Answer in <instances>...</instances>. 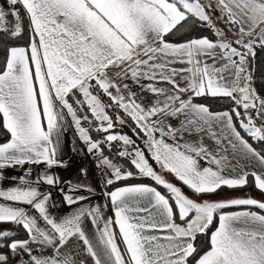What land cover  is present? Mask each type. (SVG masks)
Wrapping results in <instances>:
<instances>
[{
  "label": "snow or ice",
  "instance_id": "6c2138e0",
  "mask_svg": "<svg viewBox=\"0 0 264 264\" xmlns=\"http://www.w3.org/2000/svg\"><path fill=\"white\" fill-rule=\"evenodd\" d=\"M257 49L264 0H0V264H264V200L203 198L264 195Z\"/></svg>",
  "mask_w": 264,
  "mask_h": 264
},
{
  "label": "crops",
  "instance_id": "0c3cea01",
  "mask_svg": "<svg viewBox=\"0 0 264 264\" xmlns=\"http://www.w3.org/2000/svg\"><path fill=\"white\" fill-rule=\"evenodd\" d=\"M216 15H219V13H216L213 16L214 20H215V16ZM217 26L218 27H223V25H219V23L217 24ZM229 35H231V34H229ZM102 99L104 100V103H106V104L109 102L106 98L102 97ZM196 102L201 103L198 100ZM1 120H2V117H1ZM67 139L68 140L72 139L71 131H69ZM63 158L65 160L69 161V167L67 169H59V168H57L54 171L58 172L62 177L71 178V179L75 180L79 176V169L81 167L88 168L89 169V176L87 178L88 182L96 189L95 195L91 199V203L92 204L103 203L104 201H103V196H102V186L100 185V174H99V171L95 167V163H94L93 159L92 158H81L80 156L75 155L71 151L70 144L67 143V142L65 143L64 148H63ZM155 168L157 169V171H161L159 169V167L156 166V165H155ZM9 174H11V170H9ZM162 174L165 176L166 180L177 184L176 180L174 179V177L171 174H167V173H162ZM131 182H133V183L139 182V183L154 184V182L151 181L150 179L131 181ZM177 186H179V185L177 184ZM160 190L163 191L162 188ZM224 192L227 193V191H224ZM244 192H247V190H242V191L239 190V191H234V192H230V193H236L237 195H239V194H242ZM222 193H223V191H222ZM222 193H219V195L220 194L222 195ZM219 197L220 196H218L217 198H219ZM254 197L255 198H259V197H257V195H255ZM56 198L60 199L61 203L64 205L63 208H61V207H59L57 205ZM192 198H194V197H192ZM205 198H208V197H204V199ZM212 198H214V197H212ZM194 199H196V198H194ZM52 203L55 204L56 207L51 208L50 211L55 216L67 215L73 210L72 208H70V207H68L67 205L64 204V202L62 200V196L55 189L52 190ZM230 210H232V209H230ZM105 213H106V215H112L110 209H105ZM3 227L4 228L13 229L14 231L20 232V235L17 238H21V239L25 238V235H24L23 231L18 229V228H16L14 225H12V224H4ZM89 229L91 230V225H89ZM10 264H11V262H10Z\"/></svg>",
  "mask_w": 264,
  "mask_h": 264
},
{
  "label": "trees",
  "instance_id": "16d2710c",
  "mask_svg": "<svg viewBox=\"0 0 264 264\" xmlns=\"http://www.w3.org/2000/svg\"><path fill=\"white\" fill-rule=\"evenodd\" d=\"M200 34H203V35H208L210 38H214L211 36V32L210 31H206V32H200V31H196L193 33V35H200ZM0 56H2V53H0ZM254 78L255 80L257 81V87L259 88L261 86V84H264V50H260V49H257V55H256V60H255V72H254ZM264 94V93H262ZM198 101H200L201 103H206L208 104V106L213 110V111H217V110H222L226 107H228L227 104H225L224 102H221V101H217V100H213L211 98H198L197 99ZM121 126L117 125V128L119 129ZM123 132L127 133L129 136H132V133L130 131V129L128 127H123ZM7 136V133L3 130L2 128V120H1V117H0V143L1 142H4L5 141V137ZM133 139H135V137L133 136ZM251 142V141H250ZM137 143L139 144L140 142L137 141ZM153 166L155 167V164H153ZM142 180H145V179H142ZM176 183L181 186L179 184L178 181H176ZM242 190H248V191H251V192H255V195H260L262 198H264V195H261V193L258 191V190H255L253 187L251 186H247L243 189H240V191ZM183 191L189 195V196H192V193L190 192V190H188L186 187H183ZM223 192L224 191H227V192H234V191H231L227 188H224L222 190ZM222 191H218L217 194L215 195H218L219 193H222ZM236 191H239V190H236ZM215 195H208V196H205V197H213ZM194 198H197L195 196H192ZM204 198V197H203Z\"/></svg>",
  "mask_w": 264,
  "mask_h": 264
},
{
  "label": "rangeland",
  "instance_id": "374dc122",
  "mask_svg": "<svg viewBox=\"0 0 264 264\" xmlns=\"http://www.w3.org/2000/svg\"><path fill=\"white\" fill-rule=\"evenodd\" d=\"M215 21V20H214ZM219 25H222V24H219ZM218 27V26H217ZM250 180H251V178H250ZM249 186H251V185H249ZM252 187V186H251ZM254 188V187H253ZM245 195H250L251 197H254L255 196V192H251V191H248L247 190V192H244V193H242V194H239V195H237L236 193H230V192H227V193H225V192H223L222 193V195L220 194H218V195H215V196H213L214 198H212V197H208V198H205V199H209V200H214V201H216V200H221V199H224V198H226V197H243V196H245ZM218 196H220L219 198H217ZM257 197H259V198H256V199H258V200H264V198H262L260 195L258 196L257 195ZM261 197V198H260ZM255 198V197H254Z\"/></svg>",
  "mask_w": 264,
  "mask_h": 264
},
{
  "label": "built area",
  "instance_id": "2783aa9c",
  "mask_svg": "<svg viewBox=\"0 0 264 264\" xmlns=\"http://www.w3.org/2000/svg\"><path fill=\"white\" fill-rule=\"evenodd\" d=\"M56 202H57V205L61 208L64 207V205L61 203L60 199L59 198H56Z\"/></svg>",
  "mask_w": 264,
  "mask_h": 264
}]
</instances>
